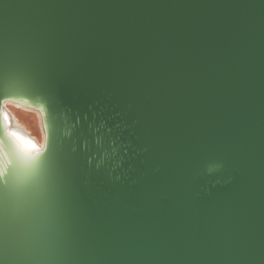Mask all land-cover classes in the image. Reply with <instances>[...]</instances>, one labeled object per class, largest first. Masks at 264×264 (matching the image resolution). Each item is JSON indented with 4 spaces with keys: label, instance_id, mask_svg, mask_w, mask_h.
I'll return each instance as SVG.
<instances>
[{
    "label": "water",
    "instance_id": "95a60500",
    "mask_svg": "<svg viewBox=\"0 0 264 264\" xmlns=\"http://www.w3.org/2000/svg\"><path fill=\"white\" fill-rule=\"evenodd\" d=\"M10 18L49 19L75 42L79 71L60 82L59 100L25 86L0 88V136L14 133L4 113L7 100L38 109L45 144L17 133L6 148L34 145L47 153L52 137L82 170L81 181L102 196L113 186L139 187L138 170L151 164L156 145L147 134L150 115L161 111L172 130V149L185 152L214 146L230 167L214 156L189 178L196 200H214L248 183L253 192L251 227L264 230V0H0ZM3 16L0 14V24ZM118 86L138 95L123 98ZM135 115V118H131ZM86 130L125 153V170L104 172L97 183L95 161L83 151ZM110 130V131H109ZM71 135V139L69 136ZM126 146V147H124ZM75 149V152H73ZM8 167L7 161L0 168Z\"/></svg>",
    "mask_w": 264,
    "mask_h": 264
},
{
    "label": "snow or ice",
    "instance_id": "6c2138e0",
    "mask_svg": "<svg viewBox=\"0 0 264 264\" xmlns=\"http://www.w3.org/2000/svg\"><path fill=\"white\" fill-rule=\"evenodd\" d=\"M0 14V88L22 85L55 105L59 83H71L79 71L74 40L49 19ZM118 91L125 99L138 95L124 86ZM149 119L157 171L145 165L136 190L113 186L108 197L82 183L77 157L55 136L45 155H33L39 150L32 145L18 147L19 158L4 138L16 134L0 136V164L8 165L0 168V264H264V230L257 241L248 183L211 201L191 195L189 178L214 156L227 169L229 156L214 146L175 151L166 115ZM72 135L84 139L86 154L95 153L97 183L104 172L125 170L115 139H90L75 128Z\"/></svg>",
    "mask_w": 264,
    "mask_h": 264
},
{
    "label": "bare ground",
    "instance_id": "6f19581e",
    "mask_svg": "<svg viewBox=\"0 0 264 264\" xmlns=\"http://www.w3.org/2000/svg\"><path fill=\"white\" fill-rule=\"evenodd\" d=\"M19 112L32 116L34 118L36 127L40 131V137L36 136L35 129L20 116ZM4 113L11 131L17 133L24 139H30L39 147L44 146L45 130L43 126L42 114L38 109L16 101L7 100L4 103Z\"/></svg>",
    "mask_w": 264,
    "mask_h": 264
},
{
    "label": "rangeland",
    "instance_id": "374dc122",
    "mask_svg": "<svg viewBox=\"0 0 264 264\" xmlns=\"http://www.w3.org/2000/svg\"><path fill=\"white\" fill-rule=\"evenodd\" d=\"M20 116L30 125L35 129V134L37 137H40V131L37 129L35 120L32 116H29L27 114L19 112Z\"/></svg>",
    "mask_w": 264,
    "mask_h": 264
}]
</instances>
